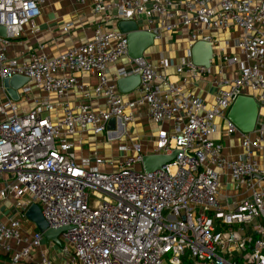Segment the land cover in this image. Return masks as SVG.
Instances as JSON below:
<instances>
[{
    "label": "built area",
    "instance_id": "obj_1",
    "mask_svg": "<svg viewBox=\"0 0 264 264\" xmlns=\"http://www.w3.org/2000/svg\"><path fill=\"white\" fill-rule=\"evenodd\" d=\"M43 2L0 0L6 32L0 36V254L7 264H264V122L258 112L254 130L243 133L227 118L241 95L264 106V0H93L92 13L103 22L88 40L55 56L40 45L10 56L12 42L27 25L34 28ZM120 20L136 22L154 39L184 30L189 48L213 44L203 30L238 29L233 45L242 61L235 74L213 82V98L205 101L185 86L210 67L188 57L174 66L172 80L166 58H129ZM78 74L92 75L94 84ZM133 75L138 85L121 93L117 80ZM13 76L27 79L17 100L2 85ZM72 90L79 96L69 101ZM35 91L46 97L24 110ZM137 116L169 123L149 140L153 154L178 151L170 163L145 172L138 142L118 145V159L69 152L77 133L116 136L117 122L107 130L113 118L127 134ZM219 133L239 140V157L223 155ZM222 183L242 194L231 207L222 200ZM31 204L49 228L67 227L59 248L25 218Z\"/></svg>",
    "mask_w": 264,
    "mask_h": 264
},
{
    "label": "crops",
    "instance_id": "obj_2",
    "mask_svg": "<svg viewBox=\"0 0 264 264\" xmlns=\"http://www.w3.org/2000/svg\"><path fill=\"white\" fill-rule=\"evenodd\" d=\"M93 0H85L80 4L76 0H44L41 7V14L34 21V28L29 25L24 28L23 35L12 42L8 54L10 56H20L30 49L43 46V50L49 56H55L72 45H78L91 37L92 30L96 24L102 23V18L92 13ZM70 24V25H68ZM204 34L211 35L213 39L214 57L211 60L210 72L200 76L194 82L188 83L185 87L205 101H211L215 92L214 81L221 75L235 74L242 57L234 47V40L239 34L238 29L229 32L217 33L203 30ZM222 49L227 55L228 61L222 59ZM188 39L184 30L165 33L159 39H154V43L145 52L144 57L152 62L159 58H166L173 64L167 69V73L172 80L177 79L174 66L180 64L183 59L190 57ZM221 55V56H220ZM125 59H122L123 63ZM111 70V69H109ZM78 80L89 85L94 84L95 78L90 74H78ZM79 96L76 90L69 92L67 99L73 101ZM46 97L45 94L35 91L29 97L26 109L34 106L39 98ZM259 118H264V106L259 108ZM218 127H222L221 121H217ZM169 127L168 122H153L145 116H137L136 119L125 126L127 134L118 133L116 136L106 137L94 136L89 131L79 132L69 138L72 148L77 158L102 156L105 159H118L117 147L120 144H130L138 142L143 146L145 154H153L152 143L149 138L159 130ZM106 140H105V139ZM221 145L222 153L227 158H237L241 155L242 149L236 137H227L221 133L214 136ZM114 139H117L116 145ZM108 140V142H107ZM222 200L230 207L242 198V194L236 190L232 184L222 183L220 186ZM45 243V242H44ZM8 257L0 254V264H7ZM26 264H32L28 262Z\"/></svg>",
    "mask_w": 264,
    "mask_h": 264
},
{
    "label": "water",
    "instance_id": "obj_3",
    "mask_svg": "<svg viewBox=\"0 0 264 264\" xmlns=\"http://www.w3.org/2000/svg\"><path fill=\"white\" fill-rule=\"evenodd\" d=\"M120 32L126 34L127 56L131 59L141 58L144 52L153 45L154 35L146 30L139 29L136 22L132 20H120L117 22ZM5 28L0 26V36H5ZM190 58L197 66L210 67L213 58V47L210 41H197L191 46ZM26 78L13 76L2 80V85L13 100L18 99L16 90L26 82ZM139 82L137 75L120 78L117 80V87L121 93L132 91ZM259 104L249 95L238 96L229 108L227 118L243 133L252 132L255 128ZM117 122L119 133L123 132L124 126L111 118L107 124V130L113 129ZM178 151L174 150L171 154H146L142 157V169L145 172H152L170 163ZM25 218L32 222L42 233L45 242L52 241L59 244V234L67 227L49 228L38 205L31 204L24 213Z\"/></svg>",
    "mask_w": 264,
    "mask_h": 264
},
{
    "label": "rangeland",
    "instance_id": "obj_4",
    "mask_svg": "<svg viewBox=\"0 0 264 264\" xmlns=\"http://www.w3.org/2000/svg\"><path fill=\"white\" fill-rule=\"evenodd\" d=\"M258 122H264V118H259V120H258ZM101 136H103V137H106V134H103V135H101ZM105 139V138H104ZM106 140V139H105ZM107 142H108V140H107ZM115 142H117V139H114V143H112V145H116V143ZM73 150V148L71 147L70 149H69V152H71ZM138 169H140V167H137ZM56 246L59 248L60 247V245L59 244H56ZM188 254V251L186 252V255ZM233 260H235L237 263H241V261H242V259L238 256V253H234L233 254ZM192 263V260H186V259H184V262H183V264H191Z\"/></svg>",
    "mask_w": 264,
    "mask_h": 264
}]
</instances>
